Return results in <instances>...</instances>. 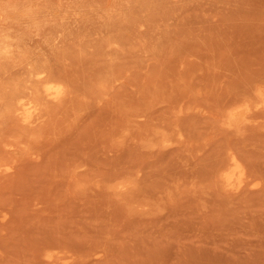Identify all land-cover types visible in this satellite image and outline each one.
Listing matches in <instances>:
<instances>
[{
	"label": "rangeland",
	"instance_id": "rangeland-1",
	"mask_svg": "<svg viewBox=\"0 0 264 264\" xmlns=\"http://www.w3.org/2000/svg\"><path fill=\"white\" fill-rule=\"evenodd\" d=\"M0 264H264V0H0Z\"/></svg>",
	"mask_w": 264,
	"mask_h": 264
},
{
	"label": "bare ground",
	"instance_id": "bare-ground-1",
	"mask_svg": "<svg viewBox=\"0 0 264 264\" xmlns=\"http://www.w3.org/2000/svg\"><path fill=\"white\" fill-rule=\"evenodd\" d=\"M50 94H52L55 98L59 99L64 95V91H62V89L55 88V90L50 92Z\"/></svg>",
	"mask_w": 264,
	"mask_h": 264
}]
</instances>
